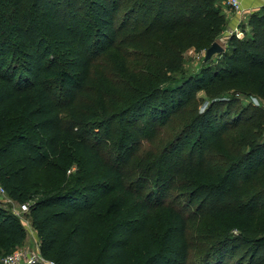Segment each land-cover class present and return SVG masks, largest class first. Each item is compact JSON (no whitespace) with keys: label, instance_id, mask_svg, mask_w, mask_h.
I'll return each mask as SVG.
<instances>
[{"label":"trees","instance_id":"16d2710c","mask_svg":"<svg viewBox=\"0 0 264 264\" xmlns=\"http://www.w3.org/2000/svg\"><path fill=\"white\" fill-rule=\"evenodd\" d=\"M228 19L218 0H0V182L27 202L53 170L28 212L44 257L264 264V3L221 64L183 71ZM26 238L0 208L5 255Z\"/></svg>","mask_w":264,"mask_h":264},{"label":"rangeland","instance_id":"374dc122","mask_svg":"<svg viewBox=\"0 0 264 264\" xmlns=\"http://www.w3.org/2000/svg\"><path fill=\"white\" fill-rule=\"evenodd\" d=\"M219 4L225 9L227 5L224 4L225 0H218ZM246 6H244V11L240 13L241 16L236 17L237 21L234 26H229L230 20H228L225 29L223 30L222 34L220 35L218 41L221 43H225L228 40V37L231 33H234L236 31H241L242 29L239 27L241 23H245L248 20V16L251 12L257 10L260 8L261 0H253L252 2H248ZM228 7V6H227ZM233 11V10H232ZM234 12V11H233ZM230 17V16H228ZM238 28V29H237ZM208 49V48H207ZM207 49L199 50L198 48H191L185 52V64L183 67V71L185 72V75L192 74L195 72H199L204 66L205 56ZM204 52V56H202V53ZM223 60V57L221 54H216L212 58L211 62L213 65L215 64H221ZM134 65L137 66L138 69L144 70V67H150L152 66V62L144 61L140 56H135L131 60ZM172 77L175 78L174 81L167 84H175L179 82L181 77L183 76L181 71H177L170 74ZM199 94H203L202 91L199 92ZM16 120L20 119V116H17L15 118ZM76 170V167L73 168L72 171H68V175L72 174ZM29 177L32 179L33 183L35 184L36 188H38V192H36V196L29 198L27 200V203L33 202L34 198H38L41 195V190L46 188L45 186L53 185L56 182V178L54 177V172L49 167L45 166L43 168H35L32 171H30ZM7 190V189H6ZM24 202L18 201L11 197L8 190L5 194L0 193V208L4 210L6 215L13 216L17 221L23 223L26 225L27 228V238L23 245L16 247L17 248H25L29 250H33L34 252H38L40 249V239L37 230H35L31 224H29V217L28 213H16V211L20 208L21 204ZM203 238L199 237L198 241H201ZM6 250L2 249L0 247V263L2 258L5 256Z\"/></svg>","mask_w":264,"mask_h":264},{"label":"built area","instance_id":"2783aa9c","mask_svg":"<svg viewBox=\"0 0 264 264\" xmlns=\"http://www.w3.org/2000/svg\"><path fill=\"white\" fill-rule=\"evenodd\" d=\"M225 5H227L231 10L236 13H241L244 11L243 0H225ZM238 29V28H237ZM238 36H243L244 32L236 31L234 32ZM204 56V52L202 53ZM256 103H260L257 98H254ZM7 192L4 185L0 182V193L5 194ZM30 210V204L24 202L21 204L20 208L16 211V213H28ZM29 222V221H28ZM30 224V222H29ZM58 264L55 260H50L44 257L39 249L38 252H34L33 250L25 249V248H17L14 251L6 254L0 264Z\"/></svg>","mask_w":264,"mask_h":264},{"label":"water","instance_id":"95a60500","mask_svg":"<svg viewBox=\"0 0 264 264\" xmlns=\"http://www.w3.org/2000/svg\"><path fill=\"white\" fill-rule=\"evenodd\" d=\"M225 50H226V46L223 43H221L218 40L213 42V44L210 47H208L206 51L205 61H209L214 57V55L221 54L225 52Z\"/></svg>","mask_w":264,"mask_h":264},{"label":"crops","instance_id":"0c3cea01","mask_svg":"<svg viewBox=\"0 0 264 264\" xmlns=\"http://www.w3.org/2000/svg\"><path fill=\"white\" fill-rule=\"evenodd\" d=\"M253 0H243V5L246 6L247 4H249L248 2H252ZM264 3V0H261V4ZM261 6V5H260ZM225 11L227 13V16H230L228 17L230 20V24H228L229 26H234L236 24V17H239L241 16L240 13H236V12H233L229 7H225Z\"/></svg>","mask_w":264,"mask_h":264}]
</instances>
